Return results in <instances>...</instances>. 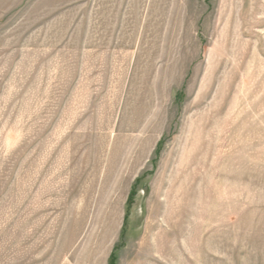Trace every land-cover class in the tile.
I'll return each mask as SVG.
<instances>
[{"label":"rangeland","instance_id":"rangeland-1","mask_svg":"<svg viewBox=\"0 0 264 264\" xmlns=\"http://www.w3.org/2000/svg\"><path fill=\"white\" fill-rule=\"evenodd\" d=\"M0 264H264V0H0Z\"/></svg>","mask_w":264,"mask_h":264}]
</instances>
